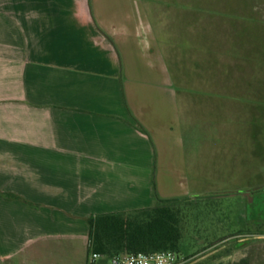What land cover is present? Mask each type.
<instances>
[{"label":"crops","instance_id":"obj_1","mask_svg":"<svg viewBox=\"0 0 264 264\" xmlns=\"http://www.w3.org/2000/svg\"><path fill=\"white\" fill-rule=\"evenodd\" d=\"M260 1L0 0V264H86L90 217L197 192L195 106L233 98L254 152Z\"/></svg>","mask_w":264,"mask_h":264},{"label":"rangeland","instance_id":"obj_2","mask_svg":"<svg viewBox=\"0 0 264 264\" xmlns=\"http://www.w3.org/2000/svg\"><path fill=\"white\" fill-rule=\"evenodd\" d=\"M260 8L264 13V0ZM239 19L245 52L252 43L256 57L253 68L260 76L259 109L253 114L259 121L258 143L252 152L248 143L251 136L242 135L238 125L241 114L233 106V98H224L230 102L220 107H215L214 100L212 111L192 108L195 131L194 136L187 133L186 147L190 155H197L202 176L191 179L198 190L182 207L185 222L178 253L189 259L188 264H264V236H228L252 233L264 226V16ZM243 67L247 71L251 66ZM244 191L251 193L252 204H246ZM98 264L110 262L106 259Z\"/></svg>","mask_w":264,"mask_h":264},{"label":"trees","instance_id":"obj_3","mask_svg":"<svg viewBox=\"0 0 264 264\" xmlns=\"http://www.w3.org/2000/svg\"><path fill=\"white\" fill-rule=\"evenodd\" d=\"M5 197L26 202L14 194ZM189 200L188 197H157L151 208L90 217L87 220L88 255L99 253L111 257L123 252H179L185 222L182 207Z\"/></svg>","mask_w":264,"mask_h":264},{"label":"built area","instance_id":"obj_4","mask_svg":"<svg viewBox=\"0 0 264 264\" xmlns=\"http://www.w3.org/2000/svg\"><path fill=\"white\" fill-rule=\"evenodd\" d=\"M108 260L110 264H188L189 259L182 257L178 252L171 250L137 253H118L107 257L99 253L88 255L86 264H98L102 260Z\"/></svg>","mask_w":264,"mask_h":264},{"label":"flooded vegetation","instance_id":"obj_5","mask_svg":"<svg viewBox=\"0 0 264 264\" xmlns=\"http://www.w3.org/2000/svg\"><path fill=\"white\" fill-rule=\"evenodd\" d=\"M249 195H251V193L249 191H244L243 192V198L247 196V202L246 204H252L254 199H251L249 197ZM228 236H264V226H260V228H255L254 232H239L236 234H230ZM250 239V238H249ZM248 238H245V240H249Z\"/></svg>","mask_w":264,"mask_h":264}]
</instances>
